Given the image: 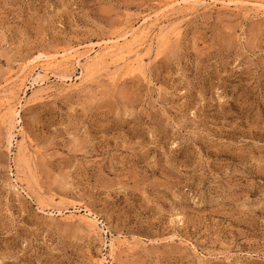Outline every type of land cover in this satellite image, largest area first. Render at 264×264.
Instances as JSON below:
<instances>
[{"label": "rangeland", "instance_id": "374dc122", "mask_svg": "<svg viewBox=\"0 0 264 264\" xmlns=\"http://www.w3.org/2000/svg\"><path fill=\"white\" fill-rule=\"evenodd\" d=\"M0 264H264V0H0Z\"/></svg>", "mask_w": 264, "mask_h": 264}, {"label": "bare ground", "instance_id": "6f19581e", "mask_svg": "<svg viewBox=\"0 0 264 264\" xmlns=\"http://www.w3.org/2000/svg\"><path fill=\"white\" fill-rule=\"evenodd\" d=\"M183 1H185V0H183ZM146 18V17H145ZM147 19V18H146ZM144 20V19H143ZM146 23V22H145ZM148 24V23H147ZM146 24V25H147ZM148 26V25H147ZM145 27H143L142 29H144ZM147 28V27H146ZM141 29V30H142ZM148 29V28H147ZM144 30H146V29H144ZM144 30H142V31H144ZM135 31V30H134ZM140 31V30H139ZM146 32V31H145ZM143 33V32H142ZM140 34V33H139ZM129 35H130V37H135L134 35L135 34H131V33H129ZM142 35V34H141ZM144 35H145V33H144ZM125 37V36H124ZM123 37V38H124ZM127 37V36H126ZM138 37V36H137ZM140 38V37H139ZM117 39L118 38H115V40L116 41H112V42H114L112 45H105L106 47L105 48H103L104 50V52L105 53H103V51L102 52H100L99 51V53H96V56L94 57L95 59H93V60H91L90 62H96V63H94L95 64V67H97V65L99 64V62H102V61H104V59L103 58H105V57H109V56H111L112 54H114L115 52H120V53H122L126 48H127V45L125 44V46H122L121 44H119V42L120 41H117ZM136 40H138V38L136 39ZM127 41V40H126ZM110 42V41H109ZM131 42V41H130ZM141 42V41H140ZM106 43H108V42H106ZM134 45H136L135 43H139V41H135V40H133V42H132ZM129 44H131V43H129ZM124 45V44H123ZM134 45H132V46H134ZM138 46H140V45H138ZM92 48H90L88 51H87V49H86V52L84 53H79V52H72V53H68V54H65L64 53V55L62 56V60H60V61H58V60H56V61H52L51 60V58H50V60L51 61H49L48 59L49 58H47V63L46 64H44V65H42V66H40L42 69V71H44V72H50V71H52L53 69H58L59 67H61V66H69V65H73V64H75V63H79L80 61H81V59H83V58H87V56H89V54L90 53H92V52H98V51H96L95 50V48L93 47V46H91ZM136 47V46H135ZM128 48L131 50V48H130V46H128ZM76 50V49H75ZM99 50V49H98ZM127 50V49H126ZM74 51V50H73ZM80 51H81V48H80ZM70 52V51H69ZM131 52V51H130ZM129 52V53H130ZM103 53V54H102ZM118 54V53H117ZM116 54V55H117ZM119 55H123V53L122 54H119ZM127 55H129V54H127ZM124 56H125V54H124ZM49 57V56H48ZM52 57V56H51ZM60 57H61V55H60ZM112 57V56H111ZM56 58V57H55ZM115 58V57H114ZM120 58V57H119ZM119 58H118V60H119ZM54 59V58H53ZM46 61V60H45ZM120 61H122V60H120ZM44 63V62H43ZM91 65H93L94 66V64H92V63H90ZM101 64H103V63H101ZM100 65V64H99ZM92 66V67H93ZM100 66H102V65H100ZM36 67V66H35ZM35 67H33V69H32V71H34L35 70ZM37 68V67H36ZM88 70V69H87ZM30 73V72H29ZM27 74V73H26ZM24 75V74H23ZM21 76V75H20ZM20 76H18V77H20ZM25 77H27V75H25L24 76V78H22V80H20L21 82V84H25L27 81H28V79H26ZM66 78V77H65ZM67 79V78H66ZM69 79V78H68ZM18 81V80H17ZM13 82H15V81H13ZM19 83V84H20ZM43 83V82H42ZM18 84V83H17ZM14 85V84H13ZM16 85V84H15ZM19 86V85H18ZM23 86V85H22ZM8 88H9V86H8ZM12 89V88H11ZM10 89V90H11ZM14 96V95H13ZM6 98V97H5ZM6 101H8V100H6ZM10 105V104H9Z\"/></svg>", "mask_w": 264, "mask_h": 264}]
</instances>
